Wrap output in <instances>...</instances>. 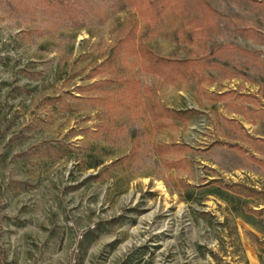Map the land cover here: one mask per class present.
<instances>
[{
  "label": "rangeland",
  "instance_id": "1",
  "mask_svg": "<svg viewBox=\"0 0 264 264\" xmlns=\"http://www.w3.org/2000/svg\"><path fill=\"white\" fill-rule=\"evenodd\" d=\"M134 1L0 0V264H264V0Z\"/></svg>",
  "mask_w": 264,
  "mask_h": 264
},
{
  "label": "trees",
  "instance_id": "2",
  "mask_svg": "<svg viewBox=\"0 0 264 264\" xmlns=\"http://www.w3.org/2000/svg\"><path fill=\"white\" fill-rule=\"evenodd\" d=\"M171 0H136L134 3L141 4L144 10H152L155 13H159L170 4ZM133 4V2H132ZM145 55L149 56V60L143 64V70L146 73L165 77L166 74L174 72L176 76L184 75L191 69L190 60H175L164 57H159L151 54L145 50ZM175 120H184L187 117L197 114L195 110H165ZM253 193H257L251 190Z\"/></svg>",
  "mask_w": 264,
  "mask_h": 264
},
{
  "label": "bare ground",
  "instance_id": "3",
  "mask_svg": "<svg viewBox=\"0 0 264 264\" xmlns=\"http://www.w3.org/2000/svg\"><path fill=\"white\" fill-rule=\"evenodd\" d=\"M160 189H162V191H163V188L162 187H160Z\"/></svg>",
  "mask_w": 264,
  "mask_h": 264
}]
</instances>
